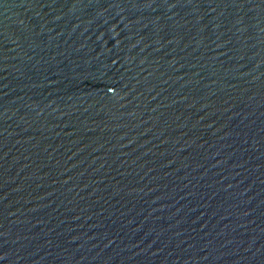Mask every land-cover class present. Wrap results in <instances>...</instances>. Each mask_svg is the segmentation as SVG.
<instances>
[{
    "label": "water",
    "instance_id": "obj_1",
    "mask_svg": "<svg viewBox=\"0 0 264 264\" xmlns=\"http://www.w3.org/2000/svg\"><path fill=\"white\" fill-rule=\"evenodd\" d=\"M0 264H264V0H0Z\"/></svg>",
    "mask_w": 264,
    "mask_h": 264
}]
</instances>
